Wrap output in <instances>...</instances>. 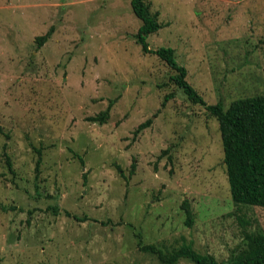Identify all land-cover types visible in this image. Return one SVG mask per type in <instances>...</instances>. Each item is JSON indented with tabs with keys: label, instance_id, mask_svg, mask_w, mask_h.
I'll return each mask as SVG.
<instances>
[{
	"label": "rangeland",
	"instance_id": "374dc122",
	"mask_svg": "<svg viewBox=\"0 0 264 264\" xmlns=\"http://www.w3.org/2000/svg\"><path fill=\"white\" fill-rule=\"evenodd\" d=\"M143 1L162 26L149 49H173L206 104L264 94V0ZM130 2L0 0V264H160L140 247L184 244L225 264L264 233V209L231 200L217 121L142 52Z\"/></svg>",
	"mask_w": 264,
	"mask_h": 264
},
{
	"label": "trees",
	"instance_id": "16d2710c",
	"mask_svg": "<svg viewBox=\"0 0 264 264\" xmlns=\"http://www.w3.org/2000/svg\"><path fill=\"white\" fill-rule=\"evenodd\" d=\"M133 14L141 21L135 37L144 54H152L165 62L173 71L170 80L182 90L185 97L193 104H199L215 118L221 137L223 164L226 169L227 182L231 200L235 206H254L264 209V94L237 99L224 108L222 102L208 105L196 90L187 82V70L176 59L173 49L161 47L149 49L147 38L155 34L162 26L157 16L150 13L149 6L143 0H131ZM52 29L45 35L36 38L38 48L51 37ZM173 98V94L164 97L162 106ZM113 102H109L106 110L87 121L103 125L109 119ZM152 120L148 119L135 130V136L149 128ZM164 151L163 154H166ZM41 157H38L35 170L39 171ZM82 164V159L78 158ZM135 171V164L130 168V175ZM182 209L186 216V225L193 223V213L188 201H184ZM66 215L70 216L68 213ZM76 219V218H75ZM240 220V216L237 218ZM245 246L239 252L232 253L225 264H264V233H250L244 236ZM144 253L155 256L160 264H177L187 260L193 264H219L209 255L197 253L190 244L182 245L170 252L154 245L140 247Z\"/></svg>",
	"mask_w": 264,
	"mask_h": 264
}]
</instances>
